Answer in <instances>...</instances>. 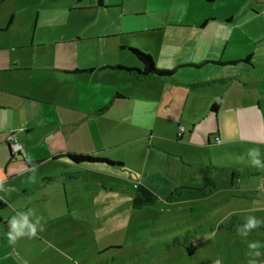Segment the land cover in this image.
Instances as JSON below:
<instances>
[{"label":"rangeland","instance_id":"374dc122","mask_svg":"<svg viewBox=\"0 0 264 264\" xmlns=\"http://www.w3.org/2000/svg\"><path fill=\"white\" fill-rule=\"evenodd\" d=\"M92 1L6 0L0 5V29L6 28L0 34V59L16 57L34 69L116 65L140 69V62L127 49H118L120 44H132L152 56L156 69L171 70L179 64L198 62L196 57L188 60L186 48L196 44L197 36L203 42L206 34L195 36L187 28L198 20L201 23L206 16H214L213 23L223 29L231 26L225 24L228 18H232V26H238L247 22L245 17H253L255 25L264 29V0H215L211 5H205L203 0H104L105 7L121 1V10L107 13L91 9ZM167 26L177 28L166 29ZM160 29L166 30L151 32ZM120 34L123 36L117 37ZM77 37L79 41H70ZM17 45L20 47L13 49ZM171 45L178 47L170 52L167 46ZM28 47L31 48L23 49ZM173 58L180 61L174 62ZM251 63L257 70L263 68L264 53L254 51ZM30 75L33 79L29 87L57 102L49 104L47 118L51 123L60 119L65 126L56 128L59 132L54 133L52 124L53 131L44 144L37 145L44 136L38 130L31 136L37 145L31 150V161L38 162L36 180L28 182L33 174L30 169L14 179L16 188H27L28 193L17 197L13 194L11 204L0 211V256L6 252L20 254L28 264H214L217 259L221 264H247V243L264 244V223L246 240L237 234V228L248 216L264 221V168L250 164L247 152L251 147L229 142L247 134L235 122L232 102L234 95L242 100L238 91L248 88L230 83L202 88L196 93L175 82L138 83L105 70L95 74L96 82L81 77L63 80L54 71H32ZM113 84L126 94L128 102L124 104L135 112L120 122L125 106H114L99 118L101 126L106 129V123L112 125L115 120L109 137L132 127L136 130L130 131L145 133L141 140L135 139L139 141L100 150L96 156L120 160L124 166L116 170L80 167L74 172L63 160H44L48 152L64 155L82 153V148L90 150V138L74 133L71 125L81 112L74 107V91L86 93L97 86ZM226 89L231 106L222 114L225 120L220 126L221 139L207 143L189 121L201 110L205 100L202 91L223 94ZM8 113L19 120L21 112ZM207 129L216 130L209 125ZM100 132L107 134L101 128ZM148 143L159 147L160 155L183 159L180 178L173 177L180 186H194L199 191L133 209L130 200L134 185L142 178ZM259 152L264 163V149ZM3 163L7 164V157L0 136V170ZM170 166L172 163H165V170ZM165 179L170 177L166 175ZM29 209L44 218V231L38 232L36 238L23 237L16 245H9L8 221ZM189 250H193L192 255ZM261 251L264 253V248ZM258 264H264V255L258 258Z\"/></svg>","mask_w":264,"mask_h":264},{"label":"crops","instance_id":"0c3cea01","mask_svg":"<svg viewBox=\"0 0 264 264\" xmlns=\"http://www.w3.org/2000/svg\"><path fill=\"white\" fill-rule=\"evenodd\" d=\"M80 2L81 0H77ZM215 0H203L205 5H211ZM94 5L93 10H99L101 13H107L111 10L122 9L121 1L114 4V6L105 7V1L103 0L104 8L98 7L96 0L91 2ZM111 3V2H110ZM90 10V9H84ZM79 11H83L80 9ZM253 15L257 16V13L253 12ZM142 16V15H138ZM212 19V20H209ZM245 24L232 26V18H228L225 21L226 25H231L228 29H223L220 25L214 24L216 21L214 16H206L201 23L196 21L195 24H189L190 27L187 30L197 36L200 33L206 34L203 42H200L199 37H196V44L186 48L189 53L188 60L196 57L197 63H191L192 61L179 64L180 65H200L206 61L208 62H232L246 60V63L237 64L233 67L220 68L204 67L200 70L186 69L177 75L176 79H182L184 83H199L202 86H187L186 84H177L175 80H145L138 81L132 75L120 74L115 71L108 69V67L114 66H101L98 68H74L73 70L59 69V68H49L47 66H42L40 68L34 69L28 63L20 61L18 58H8L0 59V136L3 143H5V154L7 157V164H2V170H0V178L5 179V188L13 189L11 192L5 193L0 192V211L7 208V203L11 204V196L14 194L16 197L18 194L25 195L28 193L27 188H16L14 179L20 174V172H26L29 169L24 168V164L29 162V157L33 160L31 150L38 144H44L45 140L50 135V131L59 132L57 130L59 127L62 128L63 125L60 119H56L51 123L50 118H47L50 112L48 111L49 104H56L57 102L50 101L46 98L44 93L35 92L29 87L31 85L32 79L30 76L32 71L35 72H48L54 71L55 73H60L62 79H73V78H88L92 82L98 81V77L95 74L98 71H108L113 73L115 76L132 78L135 82L142 83L146 81L154 82H175L174 84L179 87H185L192 90H201L202 88H207L209 86H228L230 83L242 84V87L248 88V91H238V95H243L242 100L237 99V95L233 96L232 105L235 111V122L239 129L243 128L246 131V136L241 137L235 141L240 145L245 147H251L256 149H264V67L257 70L253 67L251 63V57L254 51H259V54L264 53V29L255 25L253 17H245ZM11 21L9 22L7 28L9 27ZM177 28L175 26H167L166 29ZM166 29L154 30L152 33H159ZM5 29H0V34L3 33ZM123 36V34L118 35ZM116 37V38H117ZM76 40H70L77 42ZM15 46L13 49H17ZM137 48L132 44H120L119 50ZM169 51L175 49L178 46H167ZM23 48V49H30ZM139 49V48H138ZM254 49L252 52L249 50ZM141 50V49H139ZM129 51V50H128ZM142 51V50H141ZM144 52V51H142ZM146 53V52H144ZM148 54V53H146ZM150 55V54H149ZM151 56V55H150ZM244 56V57H243ZM152 57V56H151ZM153 59V58H152ZM174 62H179V58H173ZM187 60V61H188ZM119 66V65H116ZM123 67V66H122ZM175 66L174 68H176ZM92 69L90 73L85 71ZM142 69V66L141 68ZM83 71V72H78ZM41 77H44L42 75ZM101 80V79H100ZM261 81V82H260ZM61 84V81L60 83ZM62 88V87H61ZM229 89H226L223 94L217 93V91H202L205 95V100L201 104L199 114L193 116L189 121L192 129L196 128L199 130L200 134L206 137L207 143L210 139H221L222 132L220 126L224 124L225 118L222 116L225 109H230V102L227 100L226 94ZM75 109H80L79 117L73 122L74 133H80V136H85L90 138L91 145L88 146L90 150L82 148L77 154H98V151H104L105 149H118L119 147L127 146L132 142L139 141L144 135V131H130L136 130L133 127L128 131H117L118 134L109 137V133L114 129L110 125L109 121L106 123V129L101 126L99 121L100 117L103 116L107 111H109L114 106H119L120 104L125 106V113L119 118L120 122H125L127 119L126 115L133 114L135 110L130 109L129 105L124 103L128 102L126 94L121 92L118 85H111L106 87L97 86L96 89L92 88L83 93V90H75ZM116 94L122 96V98H115ZM247 94V97H244ZM219 100L218 110L216 112H211L210 108L213 103ZM90 102V104L88 103ZM84 103V107L81 105ZM87 103V104H85ZM57 105V104H56ZM226 106V107H225ZM8 111L21 112L19 114V120L16 119L13 113H8ZM142 113V111H140ZM262 114H261V113ZM121 115V114H120ZM38 117V118H36ZM129 119V118H128ZM12 123H11V121ZM16 121L17 124L15 123ZM54 124L53 130H50L51 125ZM208 125L216 130L207 129ZM100 128L106 130L107 134H101ZM38 130L43 138L36 144H33L32 135ZM11 139V140H10ZM139 139V140H135ZM135 140V141H132ZM143 140V139H142ZM14 144L20 147L17 154L10 157L7 151V144ZM160 148L157 146H151L147 144V152H145L146 160L141 168V180L135 185H143L147 187L151 192H153L159 199H166L169 195L175 191L179 190L178 194H174L172 199L180 197L186 192H197L199 189L194 188V186H180L179 181L175 180L173 176L179 177L181 175V167L185 166L181 158L174 157L169 154L160 155ZM239 153H245L238 149ZM47 158L51 162H58L60 160H53L62 154H52L50 152L46 153ZM45 157V156H44ZM109 159V158H108ZM114 162L121 163L120 169L124 166L123 162L120 160L109 159ZM64 161V160H63ZM33 162V161H31ZM65 162V161H64ZM68 164L67 162H65ZM172 163L171 169L167 168L165 170L164 164ZM12 164H19L17 167L12 166ZM22 164V166L20 165ZM70 169L74 172L79 170V168L72 167L68 164ZM19 168V169H18ZM84 168V167H82ZM117 168V169H119ZM18 169V170H17ZM116 170V169H115ZM73 172V173H74ZM113 172V171H108ZM77 175V174H75ZM169 176L170 180H166L165 177ZM146 176H150L147 180ZM134 185V188H135ZM231 185V184H230ZM134 194V191H133ZM27 196V195H26ZM171 199V200H172ZM1 221V217H0ZM0 264H28V261L20 256V254L5 253L0 256Z\"/></svg>","mask_w":264,"mask_h":264},{"label":"trees","instance_id":"16d2710c","mask_svg":"<svg viewBox=\"0 0 264 264\" xmlns=\"http://www.w3.org/2000/svg\"><path fill=\"white\" fill-rule=\"evenodd\" d=\"M6 0H0V5L5 2ZM96 4L98 7L104 8L103 0H96ZM129 52L140 62L142 69H135V68H126L122 66H114V67H108V69L115 71L120 74H127L132 75L135 77L138 81H145V80H175L177 84H186L187 86H202L199 83H184L182 79H176L177 75L181 73L182 71H185L186 69H194V70H200L204 67L212 66V67H220V68H227V67H233L237 64H243L246 63V60L241 61H232V62H204L200 65H180L176 68H173L171 70H160L156 69L154 66V62L152 57L149 54H146L139 50L138 48H129ZM92 69H89L85 72L90 73ZM83 72V71H78ZM190 84V85H188ZM115 98H122L121 95L116 94ZM219 100H216L213 105L211 106L210 110L211 112H216L218 110L219 106ZM7 151L10 157L17 153H12V150L10 148L9 143L7 144ZM53 160H64L69 165L75 168L80 167H104L109 169H117L121 166V163L109 161L103 158H100L96 156V154H77V153H67L64 155H59L57 157H54ZM37 165L38 162H26L24 164L25 169H31L32 165ZM75 175V174H74ZM179 190L176 189L173 191L169 197L167 198L168 201L172 199V196L174 194H178ZM160 199L158 196H156L153 192H151L147 187L143 185H135L134 188V194L133 197L130 200V205L133 209H142L144 207L151 206L155 203H157ZM193 250H189L188 254L192 255Z\"/></svg>","mask_w":264,"mask_h":264},{"label":"clouds","instance_id":"9594fccd","mask_svg":"<svg viewBox=\"0 0 264 264\" xmlns=\"http://www.w3.org/2000/svg\"><path fill=\"white\" fill-rule=\"evenodd\" d=\"M247 157L252 166L258 168H264V163L261 162L259 149L252 148L247 152ZM243 159V157H241ZM29 162L31 163V158L29 157ZM33 173L28 177L29 183H35V171L36 165L33 164L30 169ZM5 179L0 178V192H11L13 189L5 188ZM35 216V219L33 217ZM42 216H36L34 210L29 209L27 212H18L16 215L12 216L8 221V233H7V241L9 245H16L17 241L23 237L28 238H36L38 232L44 231V223ZM264 223V221L258 220L255 216H248L245 222L237 228V234L241 238L245 239L256 229L260 227V225ZM212 236L215 233L211 234ZM264 248V244H261L259 241H249L247 243V253L246 255L249 257L247 264H258V258L264 255L261 249ZM214 264H221V261L217 259L214 261Z\"/></svg>","mask_w":264,"mask_h":264},{"label":"built area","instance_id":"2783aa9c","mask_svg":"<svg viewBox=\"0 0 264 264\" xmlns=\"http://www.w3.org/2000/svg\"><path fill=\"white\" fill-rule=\"evenodd\" d=\"M11 140V139H10ZM215 141H219V139H215ZM10 145V148L12 150V153H17L19 152L20 150V147H18L17 145H14V144H9Z\"/></svg>","mask_w":264,"mask_h":264}]
</instances>
